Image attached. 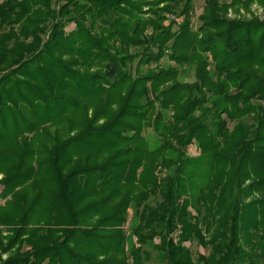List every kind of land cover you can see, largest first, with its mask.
I'll use <instances>...</instances> for the list:
<instances>
[{
	"label": "trees",
	"instance_id": "trees-1",
	"mask_svg": "<svg viewBox=\"0 0 264 264\" xmlns=\"http://www.w3.org/2000/svg\"><path fill=\"white\" fill-rule=\"evenodd\" d=\"M192 1L0 4L1 264L264 255V23L207 0L194 29Z\"/></svg>",
	"mask_w": 264,
	"mask_h": 264
},
{
	"label": "rangeland",
	"instance_id": "rangeland-1",
	"mask_svg": "<svg viewBox=\"0 0 264 264\" xmlns=\"http://www.w3.org/2000/svg\"><path fill=\"white\" fill-rule=\"evenodd\" d=\"M5 0H0V4H2ZM207 0H193V12H192V23L194 29H197L200 25L199 17L203 13L204 6L206 4ZM226 0H221V2H224ZM228 4H232V1H227ZM226 4V3H225ZM224 18L228 19L229 21H259L261 23H264V6L261 4L259 0H240L239 6H232L227 7L226 11L224 12ZM74 25H70L67 28V31L73 30ZM212 61V59H211ZM163 65H170L172 67L177 68L178 77L176 80L180 82H193L195 80V74L194 69L190 66H178L173 61H168L167 58H165L162 61ZM212 65V64H211ZM173 82V79H168L164 83L159 84L158 86L163 87L164 85L171 84ZM158 109V108H157ZM89 114H92V110L90 109ZM104 120H100V124L103 123ZM62 129V128H61ZM61 132L62 130L58 129V132ZM74 134V132H72ZM62 140H65L64 137L61 138ZM186 155L189 158H196L200 156V150L198 149V145L191 144L188 146L185 150ZM4 178L3 174H0V194L2 192V185L1 180ZM6 204V200L2 199L0 197V207H3ZM0 264L2 262L7 261L11 257L17 256L20 254L21 250L23 251L25 247H20V245H14L10 244L11 237L13 238V231L11 232L9 229L4 228L2 225H0ZM257 241L254 240L253 248L256 247ZM194 251H198L200 253H204L205 251L201 248H195L193 247ZM240 264H249V262H240ZM255 264H264V255L257 259L255 258Z\"/></svg>",
	"mask_w": 264,
	"mask_h": 264
}]
</instances>
